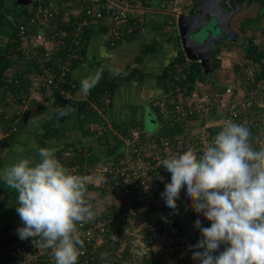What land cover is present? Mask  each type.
I'll use <instances>...</instances> for the list:
<instances>
[{"label": "trees", "instance_id": "16d2710c", "mask_svg": "<svg viewBox=\"0 0 264 264\" xmlns=\"http://www.w3.org/2000/svg\"><path fill=\"white\" fill-rule=\"evenodd\" d=\"M62 1L63 0H60V2ZM137 1L138 0H132L131 4L136 3ZM251 1L255 2V4L258 6V10L255 15H248L243 21L244 23L242 25V29L247 39L246 48H243L242 51L240 50L236 54H232L231 56L233 57L229 58L227 67L221 66L220 57H214L212 62L209 64L210 67H212V70L210 71L212 74L211 76L215 77L217 74H219L220 70L221 72L225 71V77H229L231 75L232 78H229L232 80L230 81L227 79L219 82L213 81V79L209 80L208 77L210 74H207V72L204 71V68L202 67L199 60L188 58L184 49L180 45L176 49V55L163 66V69L158 74L144 73L137 67H134L128 72L126 71V67L122 69V73L120 75L114 76L112 78L107 76V72H103L102 79L88 95L84 97H75L76 82L72 73H68L66 75V82L63 84V86L70 92L71 96H62L58 92V89H54L56 87L46 89L45 86H41L40 89L33 91V99L30 100L29 107L24 111L18 112L16 110V106L21 101V98L31 94V73H37L38 71V64L33 61V59L25 58L23 56L25 58L27 67L20 69L19 72L16 71L14 75L8 80H0V144L5 145L11 143L15 139L17 133L20 132L23 123L27 121L30 116L34 117L33 115L36 114L37 116L44 118L43 129L38 136V145L45 147L50 138L61 137L59 124L71 114H92L97 108L100 109L101 112L105 113L107 109L112 106V97L114 91L122 81L146 76L158 77L160 81L166 84V93H160L159 95L154 96L147 107L156 116V128H146L143 123H139L137 121H122V123L113 121L112 127L116 131L125 130L130 124L139 123L141 128L144 130V133L142 132V138L144 140L148 137L147 134L155 136L158 142L161 140V137L166 138L170 141V144L168 143L169 148L173 150L176 147L173 140H178L176 137H182L184 139L187 138L189 140L192 139L196 141L193 148H195L199 153L203 148V144L198 139V137L193 134V131L195 129V131H197L207 119L210 121H216L215 123L205 127V130L209 133L206 137L209 141L218 133V131H220V128L223 125L222 121L225 120L229 112L228 108L226 109V107L232 104L230 101H227L225 96L231 97V99L236 103V105H234V114L232 115L233 122L241 123V119H239L240 116H247V118L249 117V120L252 123L255 121H262L264 118V105H261L260 102L264 101V42L262 44H257L255 39L261 38L264 40V14H262L264 0ZM84 2L83 8L85 10L87 7L91 6V0ZM96 2L98 3V0H96ZM140 2L143 5L148 4L147 0H140ZM75 3L80 4L78 1H75ZM32 6L33 3L22 4L15 0L14 8L19 14L16 23L22 22L29 16L31 10L34 9ZM99 9L102 12L100 17V20H102L108 14V10L105 5H100ZM83 17V12H79L71 15L67 21L57 23V26L53 32L59 29L63 31L59 35H56V37H54L55 39L51 35L48 36L50 39H54L52 42H55V45L51 50V56L44 60L45 65L51 64V66L54 67L62 60L68 58L70 60V66L73 69V67H75L78 62L83 60L87 50L89 37L94 33L93 31L95 26V22H91V17L89 16L87 17L89 21L82 24L81 27H78L79 22L83 20ZM135 17V15L129 13V17H127L124 29L119 34L114 32L112 37L120 41L124 38L133 39L141 34V24L138 20L136 22ZM76 33L81 44L77 57L71 56L69 51L72 45V37H74ZM176 38L179 41V35H177ZM16 42L17 38H15L14 27L10 39L7 42L6 49L11 53H17L19 58H22L21 53L15 51ZM255 45H258L257 51L252 55V57H250ZM155 47L156 43L154 42L144 44L141 49V53L137 56L136 60H140L144 54L152 51ZM208 80L210 86H205L204 89H201V91L198 84ZM228 84H230L231 87V93L229 94L226 93V87ZM197 92L200 98L205 97V101H197L198 97L195 96ZM257 95L260 98H258ZM155 97L158 98L156 103L153 102ZM243 98L247 99L246 108H243L242 103L240 102L243 100ZM196 101L208 108L203 115H201V113H203L202 111L199 112L195 109L196 107L194 103ZM11 102H13L14 107L11 106ZM224 104H226L225 108ZM65 106H71L74 111L67 116L57 118L52 110L57 107L62 108ZM7 107H13L11 112L7 110ZM47 109L50 112L46 115L44 113ZM182 109L184 112H182ZM101 123L105 126L106 120H103ZM167 126H172L173 128H180L183 126V129L181 132H179V134H176L175 132L170 133L168 130H166ZM105 128L107 129L106 126ZM187 128H189V130L186 132L185 130ZM106 129L100 134V132H97L96 129L91 130L87 121V123L84 124L83 130L84 134H95V136H97L98 140L101 142L102 139H104L102 143L106 144V154L101 155V158L96 157L97 160H101L102 162L108 160L110 157H112L111 161H115L117 160L116 156L120 155L118 152L119 148H117L118 144L116 145L112 141L111 137L112 135L116 134H112L108 132V129ZM111 143L113 144V147H111ZM70 144L74 145V154L72 155V159H78L81 163L87 162L88 160L86 159L84 153L77 148L75 149V143ZM67 146L68 144H66L61 150L56 151V156L60 157L64 148ZM163 146H161L160 149L161 154L162 152L165 154L167 151L164 148L166 146ZM155 150L152 149L151 154L147 157L151 163L149 171H155L156 185L160 188H164L165 183L170 182L171 174L163 167L158 168V166L155 164L157 159L152 157L154 153H158V151ZM4 155L5 153L0 151V167L3 163ZM91 155H93V153H90V157ZM158 176H162L163 180H160ZM86 183L88 190H93L92 193H95L91 195L86 194V198L92 205H95V201H98L96 197L99 196V191L97 190L98 188L94 186L92 181ZM101 189L104 192L107 190V193H112L115 191L116 195L118 194L117 188L114 185L110 189L106 188L105 186L101 187ZM4 190H8L10 194L14 195V197L18 195L15 190L9 189L3 183V181H0V192ZM182 204L183 211H179L180 214L175 212V224L180 229L181 233H187L191 237V241L196 244L197 240L199 239L195 234L197 229H195L194 232H190L186 226V222L194 223V221L202 215L195 213L192 210L190 206L191 202L187 203L186 201ZM112 206L113 208L115 207L114 204ZM108 210L109 209L105 210V212ZM183 217L187 220L181 224L180 222L182 221ZM146 218L151 225L157 224L161 220L159 213H154L152 216H147ZM16 225V229H9V227L6 226L3 227L2 231L0 232V262L3 260L2 257L6 245L9 243V241L16 237L17 228L22 226V221L20 218H18ZM201 226L209 227L210 222H207ZM37 240L40 241L39 238H37ZM118 250L119 247L117 246L115 239H112V241L98 243L95 247H90L87 245V254L90 258L87 262H83V255L81 254L78 257V264H127L126 257H130L131 260H133L130 264H135V260L137 261L136 264H148L146 259L144 261L141 259H133L128 253L127 247H125L120 254L118 253ZM154 260H156V264H164V260L161 257H154ZM31 264H55V259L53 255L49 253L47 259H40L39 261ZM179 264H186V259H182Z\"/></svg>", "mask_w": 264, "mask_h": 264}, {"label": "clouds", "instance_id": "9594fccd", "mask_svg": "<svg viewBox=\"0 0 264 264\" xmlns=\"http://www.w3.org/2000/svg\"><path fill=\"white\" fill-rule=\"evenodd\" d=\"M108 71L122 73L116 66ZM102 73L82 78L80 94L88 95ZM52 111L59 118L74 109ZM28 123L37 125L38 120L29 117ZM251 132L243 123L226 120L199 153L178 145L159 161L158 168L171 174L160 193L166 206L177 209L183 188L192 210L210 222L209 227H202L199 219L192 223L200 238L189 249L198 264H264V147L253 146ZM34 147L35 157H21L0 171V181L18 193L15 211L22 226L17 234L21 240L39 238L52 251L55 264H78L84 246L79 226L98 215L86 198L87 183L61 163L55 149Z\"/></svg>", "mask_w": 264, "mask_h": 264}, {"label": "built area", "instance_id": "2783aa9c", "mask_svg": "<svg viewBox=\"0 0 264 264\" xmlns=\"http://www.w3.org/2000/svg\"><path fill=\"white\" fill-rule=\"evenodd\" d=\"M75 1L80 4H76ZM84 1L87 0H63L62 2L60 0H46L39 2L32 6L34 9L31 10L27 18L15 24V38H17L15 51L20 52L25 58L33 59L38 64L37 73H31V94L21 98L16 106L18 112L29 107L30 100L33 99V91L40 89L41 86H45L46 89L56 87L54 89H58L62 96H71L70 92L63 86L66 82V75L72 71L70 60L66 58L54 67L51 64L45 65L44 60L51 56V50L55 45L52 40L63 31L59 29L53 32L57 23L65 22L71 15L79 12H83L84 17L79 22L78 27L87 23L89 16L91 22L100 19L102 15L99 9L100 4L96 0H91V6L84 10ZM131 1L111 0V4L107 7V15L113 21L114 30L117 34L121 33L126 25L125 22L132 9ZM49 35L54 39H50ZM71 43L70 55L77 57L81 47L77 33L72 37ZM226 93H231L230 85L226 87ZM196 97H198L197 101L205 98ZM257 97L260 98L258 95ZM157 99L155 97L153 102L156 103ZM226 99L232 104L226 107L229 112L222 124L226 120L233 119L234 105H236L231 97L226 96ZM197 101L194 103L195 109L199 112L202 111L201 115H203L208 108ZM240 102L242 107L246 108L247 99L243 98ZM260 104L264 105V101ZM225 106L226 104H224V108ZM182 112H184L183 109ZM239 119L250 131L255 133L256 136L252 140L253 146L257 150L264 147V118L260 122L255 121L253 123L247 116H240ZM215 122L207 119L195 131V136L202 142L203 147L209 142L206 138L209 133L205 127ZM105 126L108 132L116 134L119 138L120 142L117 148H119L120 155L116 156L117 160L111 161L112 157H110L104 162L101 160L90 162L89 149L79 144H76L75 149L77 148L84 153L88 163H81L78 159H72L74 154V145L72 144L64 148L60 157L57 156L70 172L81 176L85 182L92 181L99 191L98 203L95 201L96 204L93 205L94 210L98 213L96 219L79 226L81 239L84 241V246L81 249L82 261L87 262L90 258L87 254V245L95 247L98 243L112 241L115 236L116 244L119 247L118 253L120 254L127 247L128 253L133 259H141L142 261L146 259L148 264H156L154 257H161L164 264H179L182 259H186V264H198L197 261L191 259L192 253L189 246L194 245L191 237L187 233H181L175 224V212L183 211L182 203L186 201L190 203V201L185 199L182 188L180 198L176 201L177 209L173 210L167 207L160 195L164 188L156 185L155 171H149L151 163L147 158L151 154V150L156 149L158 153H154L152 157L157 159L155 164L158 166L159 161L170 151H176L178 145L184 148L193 147L196 141L176 137L178 140H173L176 147L172 150L169 148L170 141L166 138L161 137L158 142L155 136L147 134L148 137L144 140L142 138L144 130L139 123L130 124L121 131H116L111 123H106ZM105 126L101 123L99 125L92 123L89 128L96 129L101 134L106 129ZM161 146L167 150L165 154L163 152L161 154ZM111 147H113L112 143ZM145 184L148 185L147 191H145ZM113 185L117 188V195L115 191L107 193V190L104 192L101 189L104 186L110 189ZM105 194L111 198L106 197ZM107 209L109 210L105 212ZM154 213H159L161 220L159 223L151 225L146 217L152 216ZM200 217L198 219L201 221V225L209 222L203 216ZM49 253L52 254V251L45 249L42 242L38 241L37 238L21 240L17 234L6 245L0 264H31L40 259H47Z\"/></svg>", "mask_w": 264, "mask_h": 264}, {"label": "crops", "instance_id": "0c3cea01", "mask_svg": "<svg viewBox=\"0 0 264 264\" xmlns=\"http://www.w3.org/2000/svg\"><path fill=\"white\" fill-rule=\"evenodd\" d=\"M43 1L45 0H31L29 4L33 3L34 6ZM14 2L15 0H0V80H8L16 71L19 72L20 69L27 67L23 56V59L19 58L17 53H11L6 49L19 16L14 8ZM98 3L108 7L111 0H98ZM147 3V5H143L138 0L132 4L130 13L135 15L136 22L138 20L141 24V34L133 39L124 38L118 41L112 37L115 30L113 21L108 15L102 20L95 21L94 33L89 37L84 58L71 71L76 82L75 97H84L79 92L80 80L94 74L97 70L102 69L103 72H107V76L110 78L114 76L109 73V66H116L120 69L127 67V72L137 67L144 73L158 74L163 66L176 55V49L181 45L180 40L178 41L176 38L179 35L178 15L183 6L189 5L191 0H147ZM255 6L256 12L258 6ZM262 12H264V6ZM153 42L156 43V47L137 61L136 58L141 53L144 44ZM263 42L264 40H262ZM165 85L158 77L154 76L122 81L114 91L112 106L105 113L97 108L92 114H71L59 124L61 137L50 138L45 147L55 149L56 152L66 144L75 143V147L76 144L84 145L91 154L93 153L89 159L90 162L96 161V157L101 158V155L106 154L107 147L102 143L104 139L101 142L93 133L84 134V124L88 121L89 125L92 123L99 125L103 120H106V123H111V125L113 121L119 123L137 121L144 125L143 116L151 99L160 93H166ZM11 104L14 107L13 102ZM13 107H7V110L11 112ZM47 110L44 113L46 115L50 112ZM33 116L38 120L37 125H29L28 119L23 123L20 132L11 143L0 144V151L5 153L0 171L21 157L36 156L34 145L39 144L38 136L43 129L44 118L36 114ZM182 129L183 126L180 128L166 127L170 133L175 132L176 134H179ZM188 130L189 128L185 131ZM111 137L112 141L119 145L118 136L112 135ZM92 191L88 190L87 194L91 195ZM105 196L110 197L106 194ZM96 202L98 203V201ZM16 206V196L14 197L8 190L0 192V232L6 226L9 229H16L19 218L15 211ZM185 220L187 219L183 217L182 221ZM195 234L200 238L198 230ZM223 247L221 246L219 251H222Z\"/></svg>", "mask_w": 264, "mask_h": 264}, {"label": "water", "instance_id": "95a60500", "mask_svg": "<svg viewBox=\"0 0 264 264\" xmlns=\"http://www.w3.org/2000/svg\"><path fill=\"white\" fill-rule=\"evenodd\" d=\"M17 1L22 4H28L31 2V0ZM212 1L213 0H199L198 5L188 15H178V34L181 47L184 49L188 58L199 60L203 67L206 66L207 62V64H209L208 58L211 50L219 39L216 35L204 33L202 31V26L206 22H210V15H212L217 19V23L214 24L216 27H219L222 30H228L227 28H224V25L226 24L224 16L221 13V16L217 14L214 10ZM257 48L258 45H255L250 57L256 53ZM209 68L212 70V67L209 66ZM210 70L207 69V71ZM145 112L151 115L153 122H157L156 116L150 109L147 108ZM252 136L254 137L256 135L252 133ZM193 225L194 224L190 223L187 227L190 232H194L196 229Z\"/></svg>", "mask_w": 264, "mask_h": 264}, {"label": "flooded vegetation", "instance_id": "af4514ba", "mask_svg": "<svg viewBox=\"0 0 264 264\" xmlns=\"http://www.w3.org/2000/svg\"><path fill=\"white\" fill-rule=\"evenodd\" d=\"M198 2L199 0L196 1L191 0V3L189 5L183 6L180 14L188 15L191 11L195 9V7L198 5ZM212 3L214 10L217 12V14L220 15L221 13L224 16V19L226 21L224 28H227L228 30L226 29L222 30L219 27H213V25L217 23L216 22L217 19L212 15H210L211 16L210 22L208 23L206 22L202 26V31L204 33L206 34L210 33L211 35H216L219 39L214 44V47L211 50L210 56L208 58L209 64L212 62V59L214 57L219 56L220 51H223V53H227V49H229V46L230 47L234 46L235 47L234 50L236 52L240 50L242 51L243 48H246L247 39L245 37V33L243 32L242 25L244 23L243 21L245 20V18L249 15L248 14V11H250L249 7L251 8L252 6L253 7L255 6L254 5L255 2H252L251 0H213ZM262 13L264 14V12ZM207 63L205 66L206 69L205 67L203 66L202 67L205 69L204 71L207 72V74H210L209 75L210 77L211 76V72H210L211 70L209 68L210 65ZM207 69L210 71H207ZM180 223L183 224L184 221H181Z\"/></svg>", "mask_w": 264, "mask_h": 264}, {"label": "rangeland", "instance_id": "374dc122", "mask_svg": "<svg viewBox=\"0 0 264 264\" xmlns=\"http://www.w3.org/2000/svg\"><path fill=\"white\" fill-rule=\"evenodd\" d=\"M254 5H256V4H254ZM253 7V6H252ZM251 7V8H252ZM250 7H249V9H250V11H248V14L249 15H255V13L257 12H255V8H256V6H254L252 9H251ZM213 27H216L215 25H213ZM262 40L263 39H261V38H256L255 39V42L257 43V44H262ZM234 46L233 47H230L229 46V49H227V54L226 53H223V51H220L219 52V56L218 57H220V60H221V66L222 67H227V64H228V62H229V58L231 57H233V56H231L232 54H236L237 52L234 50ZM240 50V49H239ZM222 71H224V70H222ZM212 75V74H211ZM229 77H231V75L229 76ZM229 77H225V71L224 72H221V70H220V72H219V74H217L215 77H213V76H210L209 77V80L210 79H213V81H216V82H219V81H223V80H225V79H227V78H229ZM232 78V77H231ZM209 80L208 81H206V82H202V83H199L198 84V86H199V88H200V90L201 89H204V87L205 86H207V87H209L210 86V83H208L209 82ZM202 91V90H201ZM196 96H198V92H197V94H196ZM226 97V96H225ZM143 122H144V125H145V127L146 128H151V127H155L156 128V125H157V122H153L152 121V117H151V115L150 114H147L146 112L144 113V116H143ZM92 194H95V193H92ZM102 203V202H101ZM102 243V242H101ZM127 258V264H130L133 260H131V258L130 257H126Z\"/></svg>", "mask_w": 264, "mask_h": 264}]
</instances>
